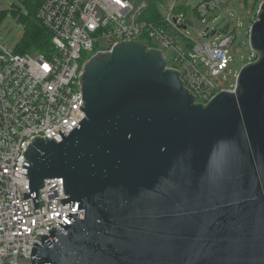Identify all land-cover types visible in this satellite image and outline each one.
Listing matches in <instances>:
<instances>
[{
	"label": "water",
	"instance_id": "95a60500",
	"mask_svg": "<svg viewBox=\"0 0 264 264\" xmlns=\"http://www.w3.org/2000/svg\"><path fill=\"white\" fill-rule=\"evenodd\" d=\"M248 44L257 61L205 106L141 42L87 60L85 117L22 152L23 199L54 178L68 196L31 264H264V3Z\"/></svg>",
	"mask_w": 264,
	"mask_h": 264
},
{
	"label": "built area",
	"instance_id": "2783aa9c",
	"mask_svg": "<svg viewBox=\"0 0 264 264\" xmlns=\"http://www.w3.org/2000/svg\"><path fill=\"white\" fill-rule=\"evenodd\" d=\"M167 1L163 15L164 3L151 10L145 0H43L36 17L50 33L49 51L10 53L0 44V264H31L32 244L40 245V236H49L52 227L66 233L59 225L67 213L59 200L68 198L62 178L44 181L34 209L31 197L23 199L28 179L22 166L30 165L22 152L34 136L60 142L58 131L70 132L85 117L79 109L84 104L79 76L92 56L111 53L123 41H138L162 53L165 69L179 73L194 103L205 106L220 91H234L235 83L222 88L219 82L231 75V23L211 31L205 26L196 37L188 32V12L202 21L216 20L228 0H198L194 7L190 0ZM262 3L252 7L247 35ZM101 41L105 47L99 49ZM258 57L251 50L242 67Z\"/></svg>",
	"mask_w": 264,
	"mask_h": 264
},
{
	"label": "rangeland",
	"instance_id": "374dc122",
	"mask_svg": "<svg viewBox=\"0 0 264 264\" xmlns=\"http://www.w3.org/2000/svg\"><path fill=\"white\" fill-rule=\"evenodd\" d=\"M26 0H0V44L5 45L10 53L17 52L20 44L24 38L25 20L28 17V23L35 22V14L28 12L25 6ZM261 0H259L257 7ZM161 8V13L166 14V5L168 1L165 0L158 2ZM198 0H190L191 7L196 6ZM228 5H222V9L215 15L216 20L213 18L198 19L188 12L191 19L192 27L188 28V32L192 37L197 36V32H202L205 26L209 30L221 29L226 23H231L232 30L235 31V38L231 45L232 64L230 65L231 75L225 79H220L221 87L228 88L232 83H235L234 73L239 71L245 61L248 59L251 50L248 44V18L254 14L253 0H228ZM37 6V2H36ZM227 6V7H226ZM256 8V7H255ZM232 15V17H230ZM105 47V42L101 41L99 49ZM35 51V50H31ZM90 55L88 54L87 58Z\"/></svg>",
	"mask_w": 264,
	"mask_h": 264
},
{
	"label": "trees",
	"instance_id": "16d2710c",
	"mask_svg": "<svg viewBox=\"0 0 264 264\" xmlns=\"http://www.w3.org/2000/svg\"><path fill=\"white\" fill-rule=\"evenodd\" d=\"M43 0H26L25 6L28 12L35 14V22L28 23V17L25 20V32L20 48L16 53L23 54L35 50L42 53L49 51L50 33L43 27L36 17V12ZM151 10H154L159 1L163 0H145ZM37 2V6H36ZM259 0H253V8L257 7Z\"/></svg>",
	"mask_w": 264,
	"mask_h": 264
}]
</instances>
